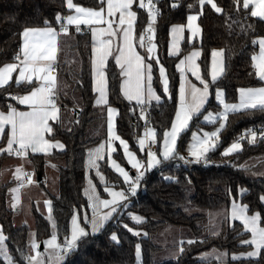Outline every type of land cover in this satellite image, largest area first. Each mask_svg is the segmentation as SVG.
<instances>
[{"label": "trees", "instance_id": "16d2710c", "mask_svg": "<svg viewBox=\"0 0 264 264\" xmlns=\"http://www.w3.org/2000/svg\"><path fill=\"white\" fill-rule=\"evenodd\" d=\"M193 3L199 10L197 0H179L183 6L171 8V0H153L157 6L158 15L154 24V43L157 45V53L168 70L170 82H174L173 89L178 93L179 73L175 64L193 46L200 49L201 55L198 64L201 75L208 81L211 52L223 49V71L217 79V83L224 91L227 103L238 101L240 87H260L263 83L255 75L252 57L258 51V43L252 40L264 36V20L252 17L250 12L245 14L242 2L238 9L229 7L230 0H216L224 8L222 14L213 12L210 6H206L204 14L198 18L201 28V38L189 45L185 37L182 48L177 56L168 55V34L170 27L176 24H185L190 12L187 3ZM73 3L82 7H93L99 0H73ZM137 19L143 20V26H147V10L134 7ZM69 14L64 0H0V66L3 62L13 61L16 48L21 40L19 32L25 24L42 26L45 18L55 24V14ZM231 13V18L228 16ZM56 29L59 25H55ZM137 24L135 35L138 38ZM69 37L62 39L67 45L70 56L66 62L59 59L57 67L58 97L61 99L64 109V117L57 124L56 139L61 141L65 148L61 152L54 151L50 155L27 156L35 173L41 176L39 187L46 193L44 187V173L47 164H50L57 174V188L49 196L51 201V216L55 222L56 235L63 241L65 233L69 230V221L74 208L86 204L85 188V161L87 152L94 145L106 138L105 108L94 106L95 93L91 86V51L90 38L71 30ZM110 70L106 71L108 85V105L117 108L116 132L129 142L130 148L136 152L139 158L144 156L139 151L138 139L142 135L144 125L141 119L134 125L137 117V107L128 103L120 91V76L113 78L112 73L119 72L113 59L108 61ZM156 80L157 94L162 96L158 103H149L150 127L157 130L159 138L163 129L170 127L175 115V103L163 95L162 88L158 84V71L154 76ZM10 92L19 91L14 81H11ZM7 87V86H6ZM210 104H206L207 111L218 112L220 105L215 102V88L210 89ZM5 101L17 106L15 101H10L5 93L0 90V106L6 108ZM73 113H70V110ZM203 111V110H202ZM205 112L204 114H206ZM199 117L200 127L197 128L191 122L190 131L185 133V145L193 130H213L218 127V122L203 123ZM264 124V111L245 109L228 114L225 121L226 127L219 133L220 144L209 152L210 165L183 166L179 159L165 163L163 167L147 173L141 183L136 196L130 197L129 207L120 213L122 223L115 220L108 221L98 234L83 237L75 250L67 255L63 264H137L135 255L136 244L141 245L142 260L140 264H220L216 260L200 261L198 255L211 248L225 250L228 260L225 264H249L248 259L233 260L232 255L250 250L247 245L240 243L241 239L249 238V233L243 231L238 222L229 223L227 219L222 222L221 230L217 235H206L203 221L205 215L200 210L225 211L232 200H237L243 205H249V214L259 212L264 205L259 202V195L264 191V141L243 142L241 150L228 156H222L221 152L236 138L251 126ZM49 138V136H48ZM0 146H6V140H0ZM115 159L121 165L128 168L120 149L114 154ZM10 156L5 152L0 153V228L9 236V247L13 255L18 257L16 249H23L29 255L28 232L24 225L16 227L13 222V213L8 207L7 192L12 183H3L1 174L6 160ZM100 171L104 174L108 184L120 187L122 180L108 166L106 161L100 162ZM244 166V167H241ZM90 177L96 181L93 174ZM172 177L173 179H165ZM102 192V187L98 185ZM239 189H244L241 192ZM232 195L229 196L228 192ZM50 193V192H49ZM103 194V193H102ZM82 213V209L79 212ZM129 213L143 217L137 224L131 220ZM35 238L41 242L51 236L50 222L33 205L31 207ZM128 224L140 231V235L128 232L122 224ZM231 225V226H230ZM176 227L183 230L180 254L176 260L156 262V255L163 248L157 243L156 236L164 227ZM239 226L237 231L233 228ZM264 226V215H262ZM115 232L119 243L110 240V235ZM147 233V235H144ZM191 240L193 243H188ZM259 259V264H264V258ZM0 264L2 260L0 258ZM27 264V262H25ZM255 264V261H253Z\"/></svg>", "mask_w": 264, "mask_h": 264}, {"label": "snow or ice", "instance_id": "6c2138e0", "mask_svg": "<svg viewBox=\"0 0 264 264\" xmlns=\"http://www.w3.org/2000/svg\"><path fill=\"white\" fill-rule=\"evenodd\" d=\"M69 10H74L75 14H61L57 12L54 20L55 24L45 18L42 26H31L25 24L23 30L19 32L21 43L19 51L14 54L13 61L3 62L0 66V90L7 95L10 101L16 104L26 106L27 110H19L9 101H5L6 108L0 106V139L6 140V147L0 146V153L7 152L8 155L18 157H26L28 152L48 154L53 148L63 150L65 145L56 139L58 131L57 124L60 122L59 112L61 110L58 98V77L57 72V37L60 33L69 35V25H75V32H82L81 25H93L91 28L92 48H91V86L93 93L99 95L95 98V105H108L107 99V79L106 71L110 70L108 63L109 57H113L115 66L119 72H113L115 76L124 77L126 79L120 85L123 96L128 101H135L136 106L140 109L141 120H146L145 113L147 108L146 102L155 100L158 104L162 100V96L157 94L156 80L154 76L158 70V84L162 87L163 95L169 97L175 103V117L171 120L170 127H165L162 133V140L159 139L157 130L153 127L145 125V132L138 139V147L141 153L146 152V164L143 157L138 158L129 142L122 138L116 132L114 117L117 109L112 106L107 107V164L118 173L122 178L120 190H115L112 186L105 182L104 175L101 174L99 160L104 159L105 143H101L99 147L89 152L85 161L87 169H96V175L104 184V192L109 198H101L97 193L96 186L93 185L87 172L85 180L88 187L85 188L87 203L81 204L74 208L71 215L70 229L65 233V239L62 243H57L55 232L50 239L43 241L45 250L52 248L56 250L57 264L67 255H70L78 246L81 239L87 236V225L91 226V233L96 234L104 228L106 222L115 220L121 224L120 213L129 207L130 197L136 196L138 187L143 182L148 171L154 170L157 166L163 167L165 163H171L175 159L183 160L187 163H199L202 160L208 161L207 154L216 149L220 144L219 133L226 127L228 113L238 112L241 109H253L264 111V86L260 87H240L239 103H227L225 101L224 91L217 83V78L222 69L221 58L223 49H214L211 52L212 70L211 81H208L201 75L200 66L196 60L200 57V52L193 51L190 55L180 59L175 64L176 72L179 73L178 93L174 91V82H170L168 70L161 61L159 53L156 52L157 45L153 43L155 28L154 24L157 16V6L148 0L147 3V26H143V20L137 19L136 11H133V0H99V3L93 7H82L73 3V0H64ZM199 10L197 11L194 4L187 3V8L195 14L187 15V25L190 35L188 41L191 42L192 37L200 32L196 25L198 16L204 14L206 6H210L211 10L217 14H222L224 8L216 2V0H197ZM241 0H230L229 7L238 9ZM139 8H145L144 0H140ZM171 8L182 7L179 0H171ZM106 8V15H105ZM242 8L245 14L250 12L252 17H259L264 20V0H242ZM119 12L118 22L113 19L115 14ZM231 18L232 14L228 13ZM137 24L138 43L140 49H146V54H141L134 47L133 24ZM59 25V32L55 25ZM107 25V28H97L95 25ZM185 25H175L172 27L170 34L174 35V40L168 45V55H176L179 48V39L184 31ZM108 37L104 39L103 37ZM113 39H119L120 43L115 49L112 47ZM253 44H259V56H253V67L256 68L255 75L260 81H264V36L257 37L252 40ZM18 73L14 77V83L19 86V91L13 93L8 91L12 85L13 73ZM188 73L195 77L203 87H198L188 78ZM7 86V87H6ZM215 88V101L222 107V111L217 116L213 112L207 111L206 104H210V89ZM94 105V106H95ZM203 110V111H202ZM207 112L205 115L204 113ZM203 116V120L207 122H218L219 127L214 131H204L203 135H198L197 131H191V142L187 146L188 156L192 157L189 161L184 155L180 154V148L185 142V133L190 131V122L200 127L199 117ZM52 121L53 123H49ZM46 134H50L46 138ZM245 135L248 142L253 143L256 140L257 133L253 129H247ZM261 140L264 141V129L260 132ZM241 136L240 139H244ZM119 142V149L123 150L124 158L131 169L135 170V175H131L129 170L113 159V152L117 151L114 142ZM147 141L151 144L147 146ZM158 145V150L156 147ZM241 148L239 142H233L229 147L225 148L222 155L238 151ZM244 167V166H241ZM21 169H16V177L20 179ZM165 179H173L165 177ZM31 183L32 178L28 176ZM13 193L18 189H11ZM243 192L244 189H239ZM231 196V191L228 192ZM17 200V196H13V201ZM259 202L264 205V191L259 195ZM45 207L49 210L48 219L51 220V202L45 201ZM105 208L108 211L101 213L100 209ZM84 209H91L92 217L88 219L87 214L83 220H80L79 212ZM249 213V205H241L233 201L230 210L231 220H239L243 225V231L250 233V238L240 240L242 245H247L250 250L240 253V256L233 255L232 259L237 260L241 257L248 259L249 264H259V259L264 258V226H262V215L264 208L259 212L251 215ZM131 220L137 224L141 223L143 217L129 213ZM128 232L139 236L141 233L128 224H122ZM231 226V225H230ZM239 226L233 228L237 231ZM147 235V233H144ZM237 235L241 233L237 231ZM110 240L119 243L118 236L115 232L110 235ZM10 237L5 235L0 228V258L2 264H44L42 259H37V255H26L23 249H16L19 256L13 255L12 249L8 245ZM188 243H193L189 240ZM39 245L37 241L30 239V249L36 252ZM183 251V249H181ZM215 252V250H214ZM135 255L137 264L141 259V245L136 244ZM211 255L210 253L203 254ZM224 254L221 253L217 257ZM221 264L223 262L221 261Z\"/></svg>", "mask_w": 264, "mask_h": 264}, {"label": "crops", "instance_id": "0c3cea01", "mask_svg": "<svg viewBox=\"0 0 264 264\" xmlns=\"http://www.w3.org/2000/svg\"><path fill=\"white\" fill-rule=\"evenodd\" d=\"M105 2H106V0H105ZM139 2H140V0H133V11H134V7H137V8H139ZM144 2H145V8L143 9V10H147V3H148V0H144ZM241 2H242V0H241ZM67 7V6H66ZM68 9V8H67ZM141 9V8H140ZM69 10V9H68ZM70 11V13L69 14H75L74 13V10H69ZM192 14H195V13H192ZM105 15H106V8H105ZM198 18H199V16H198ZM257 18H259V17H257ZM113 19H115L117 22H118V19H119V12H117L116 14H115V16L113 17ZM196 23V25L199 27V29H200V32L197 34V35H195V36H193L192 37V40H191V42H189L188 41V36L190 35V33H189V30H188V28L186 27V25H187V20H186V23L184 24L185 25V28H184V31H183V33H182V35H181V37H180V39H179V48H180V50H179V52L176 54V55H174V56H177L179 53H180V51H181V48H182V43L184 42V40H185V37H186V39H187V42H188V44L189 45H192L193 43H195L196 41H199L200 40V38H201V28H200V26H199V24H198V19H197V21L195 22ZM135 24L136 23H134L133 24V37H134V47H135V49L138 51V52H140L141 54H146V51L144 50V49H140L139 48V43H138V38L136 37V35H135ZM176 25H179V24H176ZM81 26H89L90 28H92L93 27V25H81ZM97 28H100V27H104V28H107V25L105 24V25H95ZM173 26H175V25H173ZM173 26H171L170 27V30H169V34H168V45H169V43L170 42H172L173 40H174V35H171L170 34V32H171V29H172V27ZM69 27V33H70V31L71 30H73L74 29V27H75V25H69L68 26ZM70 35V34H69ZM69 35H64L63 33H60L59 35H58V37H57V44H58V49H57V65H58V63H59V59H60V46H61V41H62V39H65V38H68L69 37ZM87 36H89V38H90V51H91V48H92V37H91V34L90 35H87ZM104 39H107L108 37H103ZM120 43V41H119V39H113V43H112V47H113V49H115L116 48V46L118 45ZM199 51L200 52V55H201V51H200V49L198 48V47H196V46H193L185 55H183L180 59H183L184 57H186V56H188V55H190L191 54V52H193V51ZM156 52H157V48H156ZM259 54H260V48H259V44H258V51H257V53H256V55L255 56H259ZM200 58V57H199ZM110 59H113V57H109V60ZM179 59V60H180ZM210 60H212V56H211V58H210ZM90 61H91V56H90ZM113 61H114V59H113ZM198 61H199V59H197L196 60V63L198 64ZM222 61H223V56H222ZM199 65V64H198ZM210 69H211V61H210ZM223 69V68H222ZM255 70H256V68H255ZM158 71V70H157ZM223 71V70H222ZM210 72V71H209ZM18 73H13V81H14V77L17 75ZM56 75H57V72H56ZM159 75V74H158ZM188 75V78L193 82V83H195L198 87H203L202 85H200V83H199V81H196L195 80V77H192L191 76V73H188L187 74ZM57 77H58V75H57ZM106 79H107V77H106ZM124 79H126V78H124V77H121V80H120V85H121V83L123 82V80ZM11 82V81H10ZM9 82V83H10ZM262 83H263V86H264V81H261ZM162 88V87H161ZM121 91V90H120ZM121 94H122V96H123V93L121 92ZM99 94L98 93H95V98L98 96ZM124 97V96H123ZM167 97V96H166ZM59 98V97H58ZM168 98V97H167ZM107 99H108V85H107ZM125 99V98H124ZM128 103H131V104H135L136 105V102L133 100V101H128L127 99H125ZM59 102H60V107H61V110H60V112H59V117H60V121L62 120V118L64 117V109L62 108V105H63V103H62V101H61V99H59ZM146 103H157L155 100H152V101H150V102H146ZM236 103H239V95H238V101L236 102ZM94 105H95V99H94ZM96 107H98V108H105V115H106V138L103 140V141H101V142H99L98 144H96V145H94L92 148H90L89 150H88V152H87V157H86V159L88 158V154H89V152L90 151H92L93 149H95V148H97V147H99V145L101 144V143H105V150H104V159L103 160H99V161H97V163L98 164H100V162H102V161H106V163H107V147H106V141H107V107L109 106V105H95ZM19 110H27V108H26V106H24V105H19V104H17V106H16ZM113 107V106H112ZM117 109V108H116ZM242 110H245V109H241L240 111H242ZM239 112V111H238ZM70 113H73V110L71 109L70 110ZM230 113H232V112H230ZM229 114V113H228ZM117 116H118V110H117V114H116V116L114 117V123H115V126H116V118H117ZM49 123H53L52 121H50ZM50 134H46V138H48V136H49ZM1 140V139H0ZM61 142V141H60ZM62 143V142H61ZM6 147V146H5ZM114 147H116L117 148V150H118V148H119V142L118 141H115L114 142ZM227 148V147H226ZM64 150V149H63ZM63 150H59V149H55V148H53L48 154H45V153H32L31 151H29L28 152V154H27V156L29 155V154H33V155H50V154H52L54 151H56V152H61V151H63ZM241 150V148L238 150V151H240ZM120 151H121V153H122V155H123V150L122 149H120ZM224 151V150H223ZM223 151L221 152V155H222V153H223ZM238 151H236V152H238ZM117 152V151H116ZM116 152H113V159H115V157H114V154L116 153ZM236 152H233V153H236ZM6 154H7V152H5ZM233 153H231V154H233ZM231 154H229V155H231ZM10 156V155H9ZM27 156L26 157H21V158H16V157H13L12 155L10 156V158L8 159V160H6V162H5V164H4V167H3V170H2V174H1V180H2V182L3 183H8V182H11L12 183V185H11V187L8 189V192H7V199H8V201H7V203H8V207H9V209L12 211V213H13V222H15L16 221V218H17V216L19 215V214H21V212H22V210H23V207H25L26 208V213L28 214V216H29V214H30V216H31V207L34 205L38 210H41L42 211V209H43V207L45 208V214L46 215H49V210H48V208H46L45 207V201H50V194L51 193H53V192H55L54 190L53 191H50V179H51V175H52V172H55V170H54V168L50 165V164H47L46 165V167H45V173H44V187H45V190L47 191V195H46V193L39 187V185H38V180L36 181V180H33L32 179V182L30 183H27V184H25L22 188H20V189H18L17 187H16V185L18 184V183H22L23 181H24V179H25V177H26V175L29 173V172H34V170H33V168H32V166H31V164H30V162H29V160H28V158H27ZM223 156V155H222ZM123 157H124V155H123ZM125 159V158H124ZM116 160V159H115ZM117 161V160H116ZM125 161L127 162V160L125 159ZM118 162V161H117ZM118 163H120V162H118ZM107 166L116 174V175H118V173H116L108 164H107ZM123 166V165H122ZM17 168H20L21 169V173H20V179H17V177H16V169ZM126 170H129L130 172L132 171V169H131V167H130V165H128V168H126ZM131 175H135V173H130ZM57 175V174H56ZM119 177V176H118ZM121 180H122V178H120ZM11 189H18V192H16V193H13L12 191H11ZM52 190V189H51ZM50 192V193H49ZM17 196V200L16 201H13V196ZM86 197V196H85ZM87 199V198H86ZM233 201H235V202H237V203H239V204H241L239 201H237V200H232V202L230 203V205H229V208H228V213H229V215H230V210H231V205H232V203H233ZM51 202V201H50ZM241 205H243V204H241ZM106 211H108V210H103V211H101V213H103V212H106ZM249 214V213H248ZM253 214V213H252ZM249 215H251V214H249ZM31 218H32V216H31ZM229 221H230V224L231 223H233V222H238V223H240V221L239 220H231V218L229 217ZM107 223V222H106ZM241 224V223H240ZM242 225V224H241ZM20 226H24V224H21ZM20 226H16V227H20ZM242 227H243V225H242ZM249 238H250V233H249ZM36 240V239H35ZM37 241V240H36ZM39 242L37 241V244H38ZM177 245V244H176ZM29 246H30V243H29ZM31 250V249H30ZM248 251V250H247ZM245 252V251H244ZM242 253V252H241ZM236 256H240V253H238V254H236ZM233 257V255L232 256H230V258H232ZM242 259H245V258H243V257H241ZM240 258V259H241ZM141 260H142V256H141V259H140V262H139V264L141 263ZM136 263H137V261H136Z\"/></svg>", "mask_w": 264, "mask_h": 264}, {"label": "rangeland", "instance_id": "374dc122", "mask_svg": "<svg viewBox=\"0 0 264 264\" xmlns=\"http://www.w3.org/2000/svg\"><path fill=\"white\" fill-rule=\"evenodd\" d=\"M69 56H70V51L68 50L67 45L63 44L62 47H61V51H60L61 60L63 62H66V60H68ZM210 58H211V56H210ZM219 59H221V61H222V57L219 58ZM210 61H211V69H210V65H209V71H210L209 72V77H210V80H211V74L210 73H211V70H212V60H210ZM222 68H223V61H222ZM221 74H222V71H221L220 75L218 76V78L221 76ZM214 99H215V96H214ZM215 102L217 104H219L217 101H215ZM220 111H222V107L220 108V110L218 112H213V115L214 116H217ZM174 117H175V115H174ZM201 122L207 123V124L214 123V122L204 121L203 120V116L201 118ZM190 124H191V122H190ZM218 127H219V123H218ZM214 130L215 129H213L211 131H214ZM193 131H197L198 132V135H200V136L203 135V132L204 131L211 132L209 130H193ZM143 134H144V132L142 133V135ZM159 139L162 140V137L159 138ZM190 142H191V136H190L189 140L187 141V143L185 145L184 151L180 153L181 155H187L188 156L187 146H188V144ZM150 144H151V141H147V143H146V149H147V146L150 145ZM155 147H156V150H158V145L155 146ZM141 154L144 156V162L146 164V159H147L146 158V152L145 153H141ZM137 157H138V155H137ZM158 167H160V166H157L155 169H157ZM96 171H97L96 169H87L86 168V172H87L89 178L92 180L93 185L96 186L97 193L101 195V198L102 199L109 198L107 196V193L104 192V184H102L101 181H100V179H99V177H97ZM151 171H153V170H151ZM151 171H148L147 173H149ZM130 173H135V170L132 169V171ZM91 174H93L95 176L96 181H94L90 177ZM101 174L104 175L102 172H101ZM50 177H51V179H50L51 180L50 181V191H53V190L55 191L56 188H57V175H56V172H52V175ZM33 180H35V178H33ZM105 182H106V178H105ZM98 185H100L102 187V192L99 191ZM109 185L112 186L115 190H120V187H116V186L111 185V184H109ZM87 187H88V182L86 181L85 182V188H87ZM139 187H138V190H139ZM85 188H84V195H85ZM86 198H87V196H86ZM25 210H26V208L23 207V210H22L21 214H19L17 216L16 221L14 222V224H15V226H20L21 224H24L29 229V232H28V242L30 243V239H32V238L36 239L35 238L34 228H33V218H31L30 214L28 216V214L26 213ZM103 210H108V209H105V208H101L100 209V211H103ZM39 211L50 222L51 229H52V234L54 232H56L55 222H54V219L52 218V216H51V220H49L48 219L49 215H46L45 214V208L44 207H43L42 211L41 210H39ZM199 212L200 213H203L205 215V219L203 221V226L205 227L206 235H217L220 232L221 226H222V222L225 219H227L228 222L230 223V221H229L230 220L229 219L230 215L228 213V210L225 211L224 208L218 209V210H200ZM85 214H87L88 219L91 220V217H92V211H91V209H87L86 212H85L84 209H82V213L81 214L79 213V217H80V220L81 221L83 220V217H84ZM70 221H71V218H70ZM70 221H69V229H70ZM86 227H87V230H88V233H89L88 235H94V234L91 233V226H90V224L87 225ZM98 233H96V234H98ZM52 234H51V236H52ZM51 236H49L45 240L50 239ZM182 236H184L183 230H180L179 228L171 227V226L164 227V228H162L158 232V234L156 236L157 243L158 244H161V246L163 245L162 246L163 248H166L164 246H166L167 243H168L167 246H171V247L170 248H167V249H164V250L160 251L159 253H157V255H156V262L157 263L164 262V261H172V260H176L178 258L179 254H180L179 252L181 250V246L180 245H181V240L183 239ZM45 240H43V241H45ZM43 241H41V242L38 243L39 247L37 248L36 252H32L30 250V246H29V255H37V253H40L41 255H38L37 256V259H42L44 261V264H57L56 250H54L52 248H49V249L45 250ZM62 242L63 241H61L57 237V243L59 244V243H62ZM41 243L43 245L42 248H41ZM214 250H215V252H214ZM205 253H210L211 255L204 256L203 254H205ZM221 253H223L224 255L223 256H220L219 259H218L217 257ZM198 259L200 261L216 260L220 264H221V261H222L223 264H225L227 262V260H228V253L225 250L211 248L209 250H206V251L201 252L198 255ZM1 260H2V258H1ZM64 260L62 261V264L64 263Z\"/></svg>", "mask_w": 264, "mask_h": 264}, {"label": "built area", "instance_id": "2783aa9c", "mask_svg": "<svg viewBox=\"0 0 264 264\" xmlns=\"http://www.w3.org/2000/svg\"><path fill=\"white\" fill-rule=\"evenodd\" d=\"M153 2V0H152ZM157 15H158V11H157ZM81 29H82V32L78 33V34H81V35H90L91 34V28L89 26H80ZM75 31V27L73 29ZM57 31L59 32V27L57 28ZM153 43H154V39H153ZM146 51V49H144ZM19 51V47L16 48V52ZM145 107L147 108V112L145 113L146 115V120H142V123L144 125V128H143V132H145V125L147 124L149 127H150V123H149V109H150V104L149 103H146L145 104ZM140 117V109L139 107H137V117L134 119L133 123L134 125H136L138 123V119ZM251 129H253L254 131H256L257 133V137H256V140L255 142H259V141H262L261 140V137H260V132L262 129H264V124L262 125H259V126H251L249 127ZM248 128V129H249ZM247 131V130H246ZM246 131H244L243 133H241L235 140V142H239L240 144H242L243 142H248V137L245 135ZM142 132V133H143ZM241 136H244L245 138L244 139H240ZM13 157H16V158H21V157H18V156H15V155H12ZM189 161L192 160V157L190 156H187V155H184ZM212 162L210 160H208L207 162H204L203 160L199 163H185L183 160H180V164H182L183 166L187 167V166H192V165H210ZM28 176H31V178H35V173L34 172H29L24 181L22 183H18L16 185V187L18 189L22 188L25 184L29 183V180H28Z\"/></svg>", "mask_w": 264, "mask_h": 264}, {"label": "water", "instance_id": "95a60500", "mask_svg": "<svg viewBox=\"0 0 264 264\" xmlns=\"http://www.w3.org/2000/svg\"><path fill=\"white\" fill-rule=\"evenodd\" d=\"M37 179H38V181H40L41 180V176L39 175V174H37ZM42 243H41V248H42Z\"/></svg>", "mask_w": 264, "mask_h": 264}]
</instances>
